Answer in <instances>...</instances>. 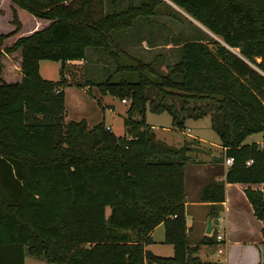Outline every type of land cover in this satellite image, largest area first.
<instances>
[{
	"label": "trees",
	"instance_id": "16d2710c",
	"mask_svg": "<svg viewBox=\"0 0 264 264\" xmlns=\"http://www.w3.org/2000/svg\"><path fill=\"white\" fill-rule=\"evenodd\" d=\"M11 1L50 23L11 46L3 47L10 34L0 33V264H25L27 254L57 264H226L196 255L201 244L219 242L216 232L189 241L185 176L193 147L158 139L146 121L148 107L169 112L180 130L187 118L211 115L234 162L202 198L220 203L226 182L246 185L264 238V144L247 142L259 133L264 141V0H169L222 41L194 25L198 35L176 42L179 57L160 80L147 72L154 61L122 63L111 33L149 20L166 0H130L124 9L111 0V11L106 0ZM14 13L16 33L22 24ZM89 47L111 53L118 69L75 84L129 100L127 135L105 121L66 120L64 88L73 82L65 69L87 59ZM17 50L23 77L7 82L2 58ZM43 59L62 62L59 81L42 77ZM214 209L219 205L213 215ZM160 224L164 242L174 246L171 256L146 248Z\"/></svg>",
	"mask_w": 264,
	"mask_h": 264
},
{
	"label": "rangeland",
	"instance_id": "374dc122",
	"mask_svg": "<svg viewBox=\"0 0 264 264\" xmlns=\"http://www.w3.org/2000/svg\"><path fill=\"white\" fill-rule=\"evenodd\" d=\"M134 1L135 3H138L140 0ZM166 1L169 4H161L157 8V12L151 16L149 20L139 18L133 28L129 30L113 31L111 33V49L117 53L120 57V61L124 64H130L137 61H142L144 63L154 61L153 66L148 68L147 72L156 80H160V75L166 74L169 70L168 66L178 59L179 48H176V42L198 35L196 34L194 25H198L208 32L209 36L207 38L213 37L214 39L222 41L206 27L202 26L197 20L187 14L183 9L169 0ZM129 2L130 0H119L117 8L124 9L128 6ZM14 8L17 10L15 4H13L11 0H0V33L10 34V37L4 42L3 47L11 46L18 37L30 34L39 25L43 28L50 23V21L46 19H41V21L34 20L35 16L33 14L20 7V12L17 10V13L22 27L20 31L15 33L17 23H15ZM113 8L111 0H106V10L111 11ZM34 24L36 25L32 28ZM211 46L214 47L212 40ZM20 56L21 50L9 54V60L14 67V69H8L9 72L12 71L13 73H11L13 77H7L9 82H16L19 80L17 72H20L18 63ZM117 69V61L111 53L106 52L103 48L95 49L89 47L87 49V59L68 62L65 69V76H68V80L72 81L74 84L78 82L85 83L88 79L102 80L108 74L114 73ZM61 70V61L50 59H43L40 61V73L42 77L47 80L59 81L62 78ZM115 76L116 78H120L119 73H115ZM124 76L130 78L129 73H124ZM131 79L135 80L136 76L133 75ZM65 88L66 107L71 115L74 116L75 111L76 113L79 112V110H76L75 108V103L79 102V104H82V107H86L87 112L91 114V119L95 118L93 119L94 122L91 123L92 126L97 122V117L98 120H102L105 115L107 122L109 124L112 123L115 133L119 136H124L127 132L125 117L127 116V110L130 103L129 100L123 103L124 101L118 96L112 94L104 95L96 86L91 87V90H93L98 98L93 95L88 88L83 89L76 84L66 85ZM205 118V120L201 119L202 121L200 122L204 126L203 131L208 132L206 130L207 126V129L210 131L209 136L215 138L217 132L210 130L212 128L208 125L211 119L209 120L208 117ZM188 120V126L190 125L193 127L195 122L190 119ZM146 121L149 125L154 124L153 128H155L158 138L163 139L168 143L176 144L178 141H182V139L185 138V135L182 133L183 131L173 128V116L167 111L155 113L150 107H148ZM168 128H170V130ZM195 129L196 127L194 128V132ZM110 213L111 207L108 206L107 215L109 216ZM162 236H165L164 226L157 230L156 234L157 238H161ZM216 245L217 244H203L202 247L203 249H213L215 252H218V246ZM154 248L162 252H170L171 254L173 250L171 245L163 243L156 244ZM219 258L224 259L223 254H219L215 260ZM25 264L57 263H50L43 258H37L27 254ZM150 264L159 263L152 262Z\"/></svg>",
	"mask_w": 264,
	"mask_h": 264
},
{
	"label": "crops",
	"instance_id": "0c3cea01",
	"mask_svg": "<svg viewBox=\"0 0 264 264\" xmlns=\"http://www.w3.org/2000/svg\"><path fill=\"white\" fill-rule=\"evenodd\" d=\"M15 6L18 12H20V7L17 5ZM41 19L42 18L37 16L34 17V20L36 21H41ZM35 25L36 24H34L32 28H34ZM5 41H7V39ZM3 60L4 67L2 78L6 81L7 77H13L12 71L9 72L8 69H14V67L12 62L9 60V54L6 53L3 56ZM21 60L22 54L18 62L20 69V72H17V76H19L18 81H20L23 77ZM66 78H68V76H66ZM7 82L9 81L7 80ZM69 83H72V81H69ZM70 85L75 84L72 83ZM82 88H88L89 91L98 98V96L94 94L93 90H91V87L85 86ZM64 91H66V88H64ZM75 108L76 110H79V112L76 113L75 111L74 116L69 113V110L66 111L67 121L86 118L89 125L94 122L93 119L95 118L91 119V114L87 112L86 107H82V104L80 105L79 102L75 103ZM205 117H208L209 120L211 119L210 114L201 118H187L186 130H181L183 131L182 133L185 135V138L182 139V141H178L176 144H173L176 146H182L185 143H189L193 147V150L189 153L190 157L187 162L185 176V208L189 241L191 245H196L205 236H211L215 232L217 233L218 223H220V219H222L221 222L224 226V239L221 241L217 239V241H219L216 245L218 246V252H215L213 249H203V244H201L196 252V255H198L202 260H215L219 254H223L224 259L219 258L217 260L225 262L226 264H260L263 260V221L255 214L254 207L245 192L246 185L241 183L226 182L225 198L220 203L204 201L202 198L205 187L209 184L224 181L226 179V173L230 167V165L225 162L227 148L221 144L219 134L216 133L217 135L215 138L210 137V131L207 129L206 125V130L208 132L203 131L204 126L200 122L202 121L201 119L205 120ZM188 119L195 122L193 127L190 125L188 126ZM101 121H105L106 125L113 130L112 123L109 124L107 122L105 115L102 120H98L97 117L96 123ZM208 125L212 128L210 130L215 131L212 126V119ZM152 126H154V124H152ZM195 127L196 129L194 132ZM173 128L176 129L177 127L173 125ZM168 129L170 130V128ZM177 130L180 129L177 128ZM124 135H127V132ZM247 142H258L264 144L261 133L251 135L247 139ZM258 187L262 189L263 184ZM214 205H219V209H214L215 215L211 213ZM210 217H212L213 229L211 233H207L206 230ZM162 226H164V224L158 225L151 232L154 242L147 245L146 248L157 255L171 256L174 254V246L172 244H169L173 247L172 254L170 252H162L154 248V246L158 243L168 244L164 242L165 236H162L161 238L156 237L157 230H159Z\"/></svg>",
	"mask_w": 264,
	"mask_h": 264
},
{
	"label": "built area",
	"instance_id": "2783aa9c",
	"mask_svg": "<svg viewBox=\"0 0 264 264\" xmlns=\"http://www.w3.org/2000/svg\"><path fill=\"white\" fill-rule=\"evenodd\" d=\"M57 91L59 92L60 89L57 90ZM123 101L126 102L127 100L124 99ZM251 161H252V160L248 161V164H250ZM225 162H226L228 165L231 166V165L233 164V162H234V157H233V156H226ZM221 221H222V219H220V223H218V226H217V239H218L219 241H221V240L224 239V233H223L224 226L222 225V222H221Z\"/></svg>",
	"mask_w": 264,
	"mask_h": 264
},
{
	"label": "water",
	"instance_id": "95a60500",
	"mask_svg": "<svg viewBox=\"0 0 264 264\" xmlns=\"http://www.w3.org/2000/svg\"><path fill=\"white\" fill-rule=\"evenodd\" d=\"M212 229H213V223H212V217H210L209 220H208V226H207L206 232L207 233H211Z\"/></svg>",
	"mask_w": 264,
	"mask_h": 264
}]
</instances>
